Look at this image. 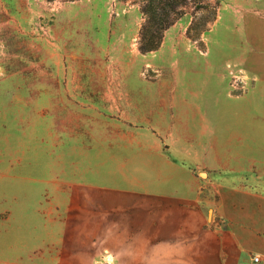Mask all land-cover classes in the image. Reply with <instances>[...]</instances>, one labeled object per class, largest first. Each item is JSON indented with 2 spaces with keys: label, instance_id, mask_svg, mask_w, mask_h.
<instances>
[{
  "label": "rangeland",
  "instance_id": "374dc122",
  "mask_svg": "<svg viewBox=\"0 0 264 264\" xmlns=\"http://www.w3.org/2000/svg\"><path fill=\"white\" fill-rule=\"evenodd\" d=\"M208 1L141 53V0H0V264H37L38 243L53 264L68 188L121 172L107 145L142 127L137 104L175 135L185 116L202 145L220 110L227 129L264 139V0ZM202 166L207 207L217 183L238 193L240 220H262L264 164L220 180Z\"/></svg>",
  "mask_w": 264,
  "mask_h": 264
},
{
  "label": "crops",
  "instance_id": "0c3cea01",
  "mask_svg": "<svg viewBox=\"0 0 264 264\" xmlns=\"http://www.w3.org/2000/svg\"><path fill=\"white\" fill-rule=\"evenodd\" d=\"M136 107L142 127L107 145L121 172L68 188L53 264H252L254 255L264 264V232L256 231L264 228V217L240 220L238 193L217 183L214 207H207L202 185L212 178L201 174L209 170L202 164L213 165L215 180L222 172H253L252 166L264 164V139L248 129H227L220 110L213 141L202 145L184 129L185 116L175 135L160 111ZM209 146L213 151L206 154ZM37 248V264H44L45 249L41 243Z\"/></svg>",
  "mask_w": 264,
  "mask_h": 264
},
{
  "label": "trees",
  "instance_id": "16d2710c",
  "mask_svg": "<svg viewBox=\"0 0 264 264\" xmlns=\"http://www.w3.org/2000/svg\"><path fill=\"white\" fill-rule=\"evenodd\" d=\"M51 2L53 0H46ZM142 14L145 22L140 32L139 51L149 53L159 48L163 32L182 14V8L189 3L195 9H213L208 0H141ZM217 1V0H216ZM211 18L215 19V11L211 12Z\"/></svg>",
  "mask_w": 264,
  "mask_h": 264
},
{
  "label": "built area",
  "instance_id": "2783aa9c",
  "mask_svg": "<svg viewBox=\"0 0 264 264\" xmlns=\"http://www.w3.org/2000/svg\"><path fill=\"white\" fill-rule=\"evenodd\" d=\"M260 262V258L257 255L252 256V264H258Z\"/></svg>",
  "mask_w": 264,
  "mask_h": 264
}]
</instances>
